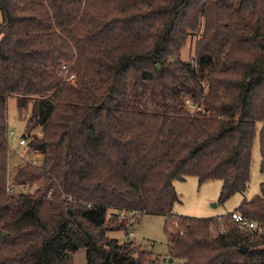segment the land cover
<instances>
[{"label": "trees", "instance_id": "16d2710c", "mask_svg": "<svg viewBox=\"0 0 264 264\" xmlns=\"http://www.w3.org/2000/svg\"><path fill=\"white\" fill-rule=\"evenodd\" d=\"M0 15V264H71L79 249L86 264H155L108 238L144 215L167 217L172 262L264 264V184L233 211L259 235L229 214H172L187 178L220 181L219 204L246 192L258 124L264 173V0H0ZM8 97L41 156L12 176L35 190L14 195Z\"/></svg>", "mask_w": 264, "mask_h": 264}, {"label": "rangeland", "instance_id": "374dc122", "mask_svg": "<svg viewBox=\"0 0 264 264\" xmlns=\"http://www.w3.org/2000/svg\"><path fill=\"white\" fill-rule=\"evenodd\" d=\"M1 21V15H0ZM198 37H190L186 41L185 46L180 51V60L188 62L194 55V45ZM6 121L9 130L14 131V137L9 139L10 154L8 157V189L11 195L19 193L32 192L37 184H30L24 187H14L12 176L17 166L24 165L18 156L23 151L17 144L21 137H26L25 131L29 124V113L23 111L18 113L16 108V100L14 97H8L6 101ZM260 125L256 126V133L252 143L251 151V169L248 188L245 193L235 194L224 204L218 203L219 193L221 189L220 181H211L199 185L196 178H187L182 182H174L173 187L179 197L180 202L173 206L172 214L174 216L189 217L195 219L216 218L232 213L243 201H250L259 194V187L264 184V173L260 172V154L258 143V130ZM34 133L39 135V130ZM32 155L27 154L28 157ZM167 217L144 215L139 217L138 223L126 231H115L108 233V238L123 242H133L137 246H141L143 250L153 253L158 257L155 264H180L174 260L167 263L163 259H169V249L166 237ZM71 264H86L85 250L79 249L70 254Z\"/></svg>", "mask_w": 264, "mask_h": 264}, {"label": "built area", "instance_id": "2783aa9c", "mask_svg": "<svg viewBox=\"0 0 264 264\" xmlns=\"http://www.w3.org/2000/svg\"><path fill=\"white\" fill-rule=\"evenodd\" d=\"M15 133L12 130L7 129L5 132V138L7 139L8 146L10 148L9 139L14 137ZM27 143H28V137H21L18 139L17 144L20 148L23 149L21 153H18L19 158L21 159V162H24L25 164H29L33 167H37L39 165V162L41 160V156L36 154H29L27 153ZM27 154L32 155L33 158L30 156L27 158ZM7 192L9 193V189H7ZM122 215H120V218ZM230 219L237 225V227L240 230L248 231V232H256V234H262L263 229L262 227H258L254 222L246 219L238 212H232L229 214Z\"/></svg>", "mask_w": 264, "mask_h": 264}, {"label": "water", "instance_id": "95a60500", "mask_svg": "<svg viewBox=\"0 0 264 264\" xmlns=\"http://www.w3.org/2000/svg\"><path fill=\"white\" fill-rule=\"evenodd\" d=\"M156 68H158V66ZM35 126L36 125L33 124V127H35ZM3 235H5V234H3ZM239 251L244 253L246 251V248L241 247ZM163 261H166V259H163ZM167 263H172V259H167Z\"/></svg>", "mask_w": 264, "mask_h": 264}]
</instances>
